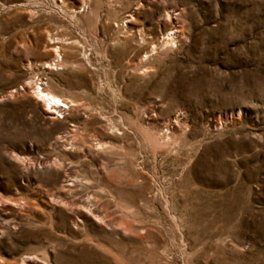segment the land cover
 Masks as SVG:
<instances>
[{
	"label": "rangeland",
	"instance_id": "374dc122",
	"mask_svg": "<svg viewBox=\"0 0 264 264\" xmlns=\"http://www.w3.org/2000/svg\"><path fill=\"white\" fill-rule=\"evenodd\" d=\"M0 264H264V0H0Z\"/></svg>",
	"mask_w": 264,
	"mask_h": 264
},
{
	"label": "bare ground",
	"instance_id": "6f19581e",
	"mask_svg": "<svg viewBox=\"0 0 264 264\" xmlns=\"http://www.w3.org/2000/svg\"><path fill=\"white\" fill-rule=\"evenodd\" d=\"M176 34H177L176 31H170L169 33H167L166 38L168 39H170L171 37L173 38L174 36H176ZM47 46L49 49H53L56 52V55H58L56 41L53 38H51L48 41ZM51 64L52 63H49V65ZM35 94L37 97H39L42 100L45 106H49L54 111H60L68 107V105L59 96L53 94L52 92L44 91L42 88L36 87Z\"/></svg>",
	"mask_w": 264,
	"mask_h": 264
}]
</instances>
